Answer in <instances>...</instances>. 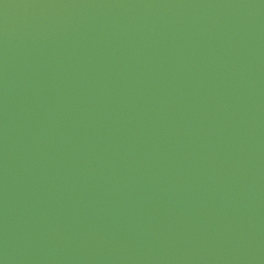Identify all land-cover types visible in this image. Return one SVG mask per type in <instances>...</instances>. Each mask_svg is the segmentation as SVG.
Here are the masks:
<instances>
[{"label": "water", "instance_id": "1", "mask_svg": "<svg viewBox=\"0 0 264 264\" xmlns=\"http://www.w3.org/2000/svg\"><path fill=\"white\" fill-rule=\"evenodd\" d=\"M0 264H264V0H0Z\"/></svg>", "mask_w": 264, "mask_h": 264}]
</instances>
